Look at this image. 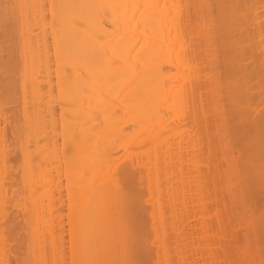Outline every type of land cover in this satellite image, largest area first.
<instances>
[{
	"label": "bare ground",
	"instance_id": "obj_1",
	"mask_svg": "<svg viewBox=\"0 0 264 264\" xmlns=\"http://www.w3.org/2000/svg\"><path fill=\"white\" fill-rule=\"evenodd\" d=\"M2 25L13 38L0 69L18 71L14 84L4 74L19 91L12 116L39 140L59 123L71 144V264H130L145 226L124 179L146 191L155 264H172L179 207L189 216L191 189L197 204L207 186L217 264H264V0H1L5 37ZM1 93L3 115L13 102ZM26 139L19 153L39 142Z\"/></svg>",
	"mask_w": 264,
	"mask_h": 264
},
{
	"label": "rangeland",
	"instance_id": "obj_2",
	"mask_svg": "<svg viewBox=\"0 0 264 264\" xmlns=\"http://www.w3.org/2000/svg\"><path fill=\"white\" fill-rule=\"evenodd\" d=\"M0 2H1V0H0ZM10 23L11 22H9V24ZM5 24L7 26L6 28H8V29L10 27H12L11 24H13V26H14V22H12L10 24L11 26L8 23H5ZM17 24L18 23H16L15 26ZM3 26L5 27V25H2V30H4L5 32L3 31L2 33H5L6 35L8 34L10 36L11 33L13 34L15 32V28H14L15 26L12 27V29L14 28L13 32H12V30L10 31V29H9V31L11 33L6 32L7 29L6 28L3 29L4 28ZM16 30H18V32H19V28L18 29L16 28ZM18 32H15V33L18 34ZM15 33L13 36H16V38H17V34L15 35ZM6 35H5V37H3V34L1 35V32H0V40L2 41L4 38H6L5 40L2 41V43L0 41V43H1L0 48L2 49V47H3V49H2L3 51L0 49V52H2L0 55V64L4 63V61H2V59L3 60H4V58L7 59V55H8L7 50L9 51V49L11 48L10 47L11 42H9V40H11V38H13V37L10 36L11 37L10 38L8 35L7 36ZM14 40H16V39H14ZM4 43H5V45H4ZM6 45H8L9 49L7 48ZM1 57H2V59H1ZM11 70L13 72V74H11L12 76L10 75V73H12ZM11 70H10L9 75H8V73H5V72L3 73V71L0 69V75H1L0 83L1 82L3 83V80L7 79L3 84L4 86L0 85L1 86L0 88L2 90V91L0 90V92H2L1 94L4 93V95H2V96L5 97V98L2 97V99L4 101L3 103H5V105H6L7 101H8L7 102L8 104H9V102L10 103L13 102L12 105L10 104L11 106H9V107H8V105L7 106L3 105V106H5L3 108L6 109L8 111V113L4 109H3V111H4L3 115H2V112L0 113L1 119L4 121L2 124V121L0 119V124L2 125V126L0 125L1 126L0 131L1 130L3 131V134H2L3 137L1 135V138H0L3 141V142L0 141L1 142L0 154H2V156H0L1 157L0 158V161H1L0 165L1 164L3 165V168L0 169V189H1L0 193H2V194H0V264H71V223H70L71 222V202H70L71 201V176H70L71 175V165H70L71 164V156H70L71 155V153H70L71 152V144L70 145H64V146H67V149H65V150H68V148H70L69 151H65L64 147H63V143H65L64 139H66V137L64 136L65 137L64 138L63 135H66L64 133L66 131L62 130V129H60V127H58L60 125L59 123H57L59 125L56 124V126H55L57 128H54L55 124L51 125L53 127H50L49 126L50 124L49 125L45 124L42 127L47 128L49 126L50 128H53V129L50 130L48 128L45 132V131H43L45 128L41 127L42 129H39V130H41V133L44 132V134H46L48 132L46 136H49V137H50V135H48V134L50 132L54 133V134L50 133L52 138H53V140H51L52 138L50 140L53 142H55V141L57 142V143L56 142L54 143L55 147L52 146L53 143L51 141H49V138L46 137L48 139V141L45 142L47 139L45 140L43 137H41L43 139L39 140L40 136L38 137V135H37L36 137L39 141L37 144L40 147L37 144H36V146H30V147L28 146L29 149L26 148L27 146H24V148L26 149V150L24 149L25 151L23 150L24 153L22 151H21V153H19L18 148L20 145L23 146L22 141L27 140L26 138H30V140H28L29 141L28 145H32V144L34 145V140H35L34 138H36L34 135H36L35 132L37 130L34 128L33 125H30L36 131L33 130L34 133L32 134V129H33L32 128L31 133L29 132L30 133L29 134L28 131H30V130L26 129L27 131L24 133L25 134L27 133L29 137H27V136L23 137L22 136V135H24V133H22L23 131H21V130L24 129V131H25V128H27V124L25 123L26 127L24 128V126L22 125L21 122H19L21 126L17 122L18 120H20L19 119L20 116L17 117L18 120H17V118H15L18 115V110L17 111H15V110L18 108L20 110L19 106L15 107V105H13V104L20 105L18 103L19 102V99H18L19 98V91L17 92V86H16V83L18 80V71L15 68H13ZM4 74H7L9 80L12 77L11 78L12 84H14L13 78L16 79V83H15L16 90H15V88L12 89V86L14 87V85L9 83L8 78H6V76ZM2 76H4V79L2 78ZM1 79H2V81H1ZM11 80H10V82H11ZM7 82H8V84H7L8 89H6L7 87L5 85V83H7ZM2 87L5 90L2 89ZM6 91L8 93L7 95L5 94ZM11 91L14 94H12ZM8 95H11L12 98H11V96H8ZM13 96H14V98H13ZM0 97H1V95H0ZM7 98L9 100L10 99L11 100L9 101V100H7ZM12 99L15 100V102H17V103L12 101ZM10 108H12V109H10ZM9 112L11 114H9ZM15 112L17 114H15ZM4 114H7V115H4ZM12 115L15 117H13ZM19 115H20V113H19ZM4 117L6 119H3ZM13 118H14V120L12 121ZM9 120L12 121L13 123L10 122ZM16 122H17V124H15ZM10 124L11 125L15 124V125L10 126ZM31 124H33V123H31ZM30 126H28V127L30 128ZM35 126H38V125H35ZM15 127H16V129L18 128L17 131L18 130L21 131V132L18 131V133H17L18 135L14 134L17 132ZM67 127L68 126H66V130H67ZM13 128H14L15 132H11ZM70 128H71V126H70ZM3 129L6 131H4ZM56 129H58L59 131L58 130L56 131ZM60 130H62V131H60ZM2 131L0 133H2ZM55 132H57V133H55ZM59 132H60V134H62V133L63 134L60 135ZM4 134H5V136H4ZM37 134L43 135V134H40V131ZM56 134L57 135L59 134V135L57 136ZM12 135L14 138H17V141H15L16 139L14 140V138L12 139ZM70 135H71V133H70ZM60 136H62L63 141L60 139ZM67 136H69V134H67ZM21 137L23 138V140ZM55 137H57L56 140H55ZM70 137H67L69 141H70ZM20 138L22 141L19 140ZM31 139L32 140L34 139V140L31 141ZM59 140L61 141V143ZM26 143H28V142L24 141V145H26ZM18 144H20V145H18ZM44 144H45V146H44ZM56 144H58V145L56 146ZM66 144H67V142H66ZM8 146H10V147H8ZM12 147H14V148H12ZM51 147L53 148V150L55 149L57 151L53 152ZM16 148H17V150H15ZM22 148L20 150H22ZM41 148L42 149L46 148L47 151L43 152L45 149L42 150ZM12 149L14 150V153H13ZM38 150L40 153L38 152ZM15 151H18L19 154L23 153V155L25 154L26 156H24V158H22L21 157L22 155L21 156L18 155V153ZM36 151H37V153H36ZM64 152L66 153L65 156H63ZM67 152H69L70 154H67ZM27 153H29V154H27ZM42 153H43V156H40V155H42ZM51 153H53V154H51ZM55 153H56V155H55ZM54 155H55V157H54ZM39 156H40V159H39ZM61 157L64 160H62ZM5 158H6V160H5ZM41 158H43V159L46 158L47 163H46L45 159L42 161ZM60 159H61V161H60ZM3 161L5 164L2 163ZM23 161H25V162H23ZM36 161H38L40 163H38V162L36 163ZM54 162H55V164L52 165V163H54ZM66 163L68 164L70 171L65 170V168L68 169V166ZM31 164H32V167H31ZM36 164L37 165L41 164V166L40 167H39V165L36 166ZM44 165H46L47 167L46 166L44 167ZM1 167L2 166H0V168ZM33 168H34V171H32ZM35 168H37V169H35ZM41 168H43L45 170V171L43 170V173L47 172L45 174H43L41 172V174H43V178H42L41 174H40L41 177L39 176L40 171H42ZM51 168H52V170H51ZM37 170L39 171V173H38V175H35ZM192 170L193 169L191 168L190 172ZM28 172L30 174H32V177L34 178V179L33 178L32 179H33V181L35 180V182L30 181L31 179L30 180L28 179V177L31 176V175H29ZM48 174L50 177L47 176ZM56 175H58V176H56ZM24 176H26L27 179L26 178L25 179L28 180V181H26V183L28 182V184H29L31 182V184H30L31 186L30 185L27 186L25 181H23V180L20 181L22 179V177H24ZM36 176L38 178L40 177L39 180H41V181H37L38 178H36ZM4 177H6V178H4ZM67 177H68V179H67ZM55 178H56V180H55ZM11 179L12 180L15 179V180L12 181ZM42 180H44V181L42 182ZM50 181H52V182H50ZM58 182L61 184H59ZM35 183L37 184V186L38 185H40V186L37 187ZM57 183H58V185H57ZM32 184H34V185H32ZM123 186H124L123 191L125 193H127L126 196L131 195L132 198L135 197V198L139 199V200L137 199L139 201V203L137 201L138 205L136 206L135 212H133V214H135L134 216H137L136 220H139L145 226V229H144L145 232L139 230V227L136 226L137 233H138V235H137L138 241H137V244L134 243L133 247L128 248L129 254L127 253V255H130L129 256L130 264H133L134 261H135V264H155L154 247L150 244V241L152 240V232L149 228L148 216L146 218V215H145V213L149 210V205L145 201L147 198L146 191H144L143 189L141 190V188H139L140 189L139 190L137 188L131 187L129 184H127V181L125 179L123 180ZM174 187L178 188L177 192L181 196L182 188L177 186V185H174ZM40 191H42V192H40ZM128 192H129V194H128ZM212 192L213 191L211 190V187L208 188V186H207V189H205V187H204L203 188V199L196 204L195 199H194V191H192V189H191L190 194H191V198L193 199V201L190 204L191 209H190L189 216H185L184 214H182L181 208L179 207V210H180L179 221L181 223V231L180 232H181L182 239L177 243H173V240L170 239V237H169V239L166 240L167 246L170 245V247H168V248L173 247L172 248L173 250H171V249L169 250L171 257H173L172 258V260H173L172 264H178L177 262H179V264H181L182 262L184 264H217V262H216L217 261V251H218L217 250V244H216L217 226H216V219H215V205H214V201H213ZM68 193H70V194H68ZM192 194H193V196H192ZM132 198H130V199H132ZM32 203H34V204H32ZM33 207H34V209H33ZM36 210H38V211H36ZM48 210H49V212H48ZM6 211H7V213H6ZM43 215H45V216H43ZM43 223H45V224H43ZM146 228H147V230H146ZM148 231H150L151 234H149ZM169 232H170V230L167 233L169 234ZM40 245L43 246L44 249L40 250V248H39V247H41ZM175 246H177V249L175 248ZM181 253H182V255H181ZM180 257H181V259H180ZM218 257H219V255H218ZM180 261H182V262H180Z\"/></svg>",
	"mask_w": 264,
	"mask_h": 264
}]
</instances>
